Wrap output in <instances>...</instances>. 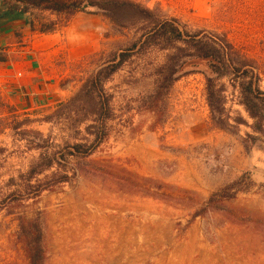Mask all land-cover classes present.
<instances>
[{"label":"rangeland","instance_id":"374dc122","mask_svg":"<svg viewBox=\"0 0 264 264\" xmlns=\"http://www.w3.org/2000/svg\"><path fill=\"white\" fill-rule=\"evenodd\" d=\"M90 1L96 7L68 22L38 11L12 21L15 42L27 44L42 35L31 30L54 23L45 35L58 57L45 105L25 112L0 88V198L11 203L0 211V264H28L18 218L39 213L46 264H264V136L250 129L228 79L218 86L230 126L215 125L202 64L173 84L160 115L148 112L157 72L175 50L139 42L171 20L191 34L225 35L256 62L264 91V0ZM66 48L89 52L69 59ZM121 53L129 55L122 64ZM116 66L103 81L113 112L104 130L94 123L95 97L83 90ZM239 118L248 126H236ZM91 143L89 157L69 155ZM40 155L54 166L28 186ZM241 177L233 199L208 205Z\"/></svg>","mask_w":264,"mask_h":264},{"label":"trees","instance_id":"16d2710c","mask_svg":"<svg viewBox=\"0 0 264 264\" xmlns=\"http://www.w3.org/2000/svg\"><path fill=\"white\" fill-rule=\"evenodd\" d=\"M0 7L5 12L0 16V22L12 23L14 17L25 15L32 11L49 13L57 18H64L68 22L74 16L85 13L88 8L96 7L90 0H0ZM54 23L49 26L40 27L37 31L41 34L53 33L56 30ZM145 47L159 46L160 50H175V53L167 57V64L157 72L155 88L150 95L148 112L160 115L159 103L168 95L170 88L181 77L199 72L202 64L206 68L203 72L205 79L206 103L209 108L211 119L218 127L224 129L229 125V116L226 114V98L223 96V86H218L222 79H228L231 87L239 92V105L253 120L250 129L264 136V91L260 89L261 77L256 62L249 58L243 51L238 50L225 35L207 33L205 31L193 34L179 29L175 20L153 24L149 33L143 35L139 42ZM182 44L183 48L177 45ZM161 45V46H160ZM135 44L133 47H136ZM129 55L121 53L120 63L126 62ZM119 66L105 67L97 71L94 77L84 87L83 92L93 95L96 99L95 112H93L94 123L106 130V124L112 120L111 96L105 94L103 81L109 79ZM236 126L248 124L241 118L235 120ZM96 144L101 143L102 138L98 134H92ZM106 137V136H104ZM251 138V136H248ZM253 139V138H251ZM74 144L69 149L70 156L87 158L94 153L93 144ZM54 158L40 155L37 163H34L26 175L28 186L39 175L49 171L54 166ZM244 177L223 188L212 195L208 205L231 200L239 191L240 183ZM33 195V194H32ZM31 195H21L19 199H30ZM37 194L33 198H37ZM11 201V200H10ZM12 202V201H11ZM9 199L0 198V211L9 206ZM20 235L25 247V255L28 264H46L45 236L42 214L33 218L19 217Z\"/></svg>","mask_w":264,"mask_h":264},{"label":"crops","instance_id":"0c3cea01","mask_svg":"<svg viewBox=\"0 0 264 264\" xmlns=\"http://www.w3.org/2000/svg\"><path fill=\"white\" fill-rule=\"evenodd\" d=\"M14 27L13 22H0V88L27 112L52 99L55 78L52 69L58 48H53L52 36L45 34L31 36L28 44L24 39L21 43L15 42ZM88 49L66 48L65 56L69 59L81 57L89 52Z\"/></svg>","mask_w":264,"mask_h":264}]
</instances>
